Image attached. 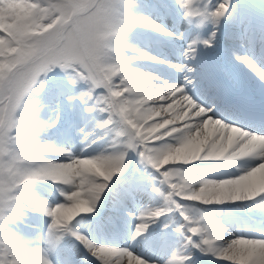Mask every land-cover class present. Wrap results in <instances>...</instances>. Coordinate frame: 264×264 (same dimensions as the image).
<instances>
[{"label": "snow or ice", "instance_id": "obj_1", "mask_svg": "<svg viewBox=\"0 0 264 264\" xmlns=\"http://www.w3.org/2000/svg\"><path fill=\"white\" fill-rule=\"evenodd\" d=\"M140 7L137 0H0V264H77L69 241L96 264H198L196 253L264 264V234L226 239L228 229L202 208L247 204L261 213L264 230V131L225 114L240 104L213 56L222 45L229 55L240 46V35L224 32L231 0H175L167 11L184 33L172 20L136 15ZM136 28L179 42L181 62L173 66L182 82L134 67L171 63L130 47L124 35ZM235 59L264 81V67L248 55ZM52 103L57 117L41 119ZM64 106L93 124L79 153L44 142ZM130 154L151 182L133 174L129 195L150 192L156 206L141 208L121 242L98 243L74 222L97 212ZM194 164L218 167L203 177L188 171ZM225 165L233 169L227 175ZM40 181L66 186L63 201L40 202L32 191ZM32 211L49 219L29 238L12 226Z\"/></svg>", "mask_w": 264, "mask_h": 264}, {"label": "rangeland", "instance_id": "obj_2", "mask_svg": "<svg viewBox=\"0 0 264 264\" xmlns=\"http://www.w3.org/2000/svg\"><path fill=\"white\" fill-rule=\"evenodd\" d=\"M137 3L141 5L140 9H138L136 11V13L138 15L147 16L149 19L156 20L157 22H163L165 25H167L168 22L170 20H172L173 23L175 24V27L178 28L181 33H184V28L181 26L179 20L174 16H170L168 14V11H167L175 3V0H137ZM156 4H158V5H156ZM251 12H254L257 16V25H259L260 28H264V5H259L258 7H256L253 5L251 0H234L233 4L230 7V14L231 15L228 17L229 20L226 23V30L224 32L225 33L235 32L238 35H240L241 38L243 36H246L247 34L243 33V31H245V26L247 25L246 22H247V19L250 17ZM158 34H160L162 37L150 36L151 38L147 42H143L141 40V38L138 36V31H136L134 29L132 32L126 33L124 35V40L130 47L138 48L150 56H157V57H160L162 59H166V60L170 61L171 62L170 64L172 65L171 69H168L167 72L164 74H161L160 70L158 69V73H155V74L157 76L161 77L162 79L164 76H170L173 79L175 75H178L176 73H173V71H175L177 69L173 65L179 64L181 62V55L177 54L175 52V48L180 49V44L178 41H176V39L174 37H168L162 33H158ZM242 40H243V43L242 44L239 43L240 47L238 48V51L234 55L227 54V56L230 58H235L236 55H248L251 59L254 60V62L257 63L258 66L264 67V57H262V52H261L263 49H260V50L255 51V52L251 49L252 44H254L257 41V39L255 38V34L254 33L250 34V41H248V39H242ZM237 42H239V41H237ZM263 44L264 43H261L259 45V47L263 46ZM222 48H223V45H222ZM129 54H131V53H129ZM140 63L142 66L136 65L135 67L138 70H142V71H149V69L154 68V66L158 67L157 65L153 66L151 63H149V61H141ZM243 69L245 70L246 74L250 76V78L252 79L253 82H258V81L262 82L255 75V73L252 70L248 69L246 66H243ZM166 80H168V79H166ZM168 81L171 83L177 82L175 80L174 81L168 80ZM179 81H182V80H179ZM45 86H46V88L48 87V81L47 80H45ZM33 98H34L33 95L30 93L29 96L26 97V100L33 99ZM39 115H40V118L44 119V120L55 119L58 115V113L56 111V104L52 103L50 106L42 107ZM59 115H60L61 122L58 125L57 129L52 130V133L50 135L51 136L50 140H51L52 144H54L55 146L61 147V148H68V149H71L73 152L79 153L80 149L85 147V143H83V145H82V144H80V142L75 140V138H71V137L66 138L65 135H62V137H59V133L63 129L77 130L78 125L80 123H82L83 118H81L76 113L69 111L67 106L63 107V111H62V113H59ZM61 139H63L62 142H61ZM93 147H96V146H93ZM89 151H91V149H89ZM85 154H87V153H85ZM138 164H140L139 160L135 156L134 160L129 163L130 167L129 166L127 167L125 175L131 174V176H132L133 175L132 171L134 169L136 171H138ZM188 171L193 175H200L203 177H208V176L213 174V173L208 172L206 168L200 169L199 172H197V171L194 172V170H191L188 167ZM222 174L227 175L229 173L226 172V173H222ZM65 187L66 186H63V187H61V189L65 188ZM105 196L109 200V190L106 191ZM149 196H150L149 192H145V194L143 196H141L139 194L137 196L136 207H139L138 206V199H140V200L144 199L145 200ZM50 198H51V196L47 197V199L45 201V205L49 206V207L55 206L56 203L63 201V199H61L58 202H54ZM107 206H108V208H106L105 212L109 209L110 203L107 204ZM126 206H127L126 212L122 211L123 214L127 215L129 212H131V213H133V216L135 217V215L139 213V211L134 208L133 202H128L126 204ZM40 215H43V214H40ZM40 215H39V217H40ZM42 218H43L42 224H44L45 229H46L45 222L49 218L45 217V216H42ZM78 218H77V220H78ZM226 219H228L227 215H226ZM81 221L83 222L84 220H81ZM129 222H130V224L127 223L128 224L127 226L129 227V229L132 230L134 224L136 223L135 218L129 220ZM74 223L76 224V228L78 231H82L86 235H88V233H89V235H91V230H88L87 226L84 228L82 226L78 227V225H77L78 222H74ZM224 226L226 228L232 229V230H230L232 234H230V235L228 233L225 234L226 239H231L235 235H238L236 230L234 229L232 223L225 224ZM85 251L87 254H89L86 249H85ZM216 261L218 264H224V262L221 260L216 259ZM90 262H91V264H95V260L93 257L90 258ZM198 264H203V263L199 262Z\"/></svg>", "mask_w": 264, "mask_h": 264}, {"label": "bare ground", "instance_id": "obj_3", "mask_svg": "<svg viewBox=\"0 0 264 264\" xmlns=\"http://www.w3.org/2000/svg\"><path fill=\"white\" fill-rule=\"evenodd\" d=\"M209 100H211V99H209ZM227 233H231V231L228 229Z\"/></svg>", "mask_w": 264, "mask_h": 264}]
</instances>
